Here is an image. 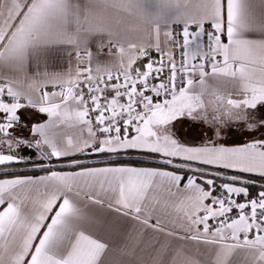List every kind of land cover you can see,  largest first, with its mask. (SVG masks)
Listing matches in <instances>:
<instances>
[{
    "label": "snow or ice",
    "instance_id": "obj_1",
    "mask_svg": "<svg viewBox=\"0 0 264 264\" xmlns=\"http://www.w3.org/2000/svg\"><path fill=\"white\" fill-rule=\"evenodd\" d=\"M0 264H264V0H0Z\"/></svg>",
    "mask_w": 264,
    "mask_h": 264
}]
</instances>
